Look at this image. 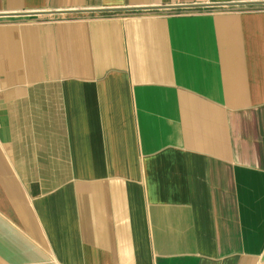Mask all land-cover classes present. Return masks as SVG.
Segmentation results:
<instances>
[{
	"label": "crops",
	"instance_id": "obj_1",
	"mask_svg": "<svg viewBox=\"0 0 264 264\" xmlns=\"http://www.w3.org/2000/svg\"><path fill=\"white\" fill-rule=\"evenodd\" d=\"M0 264H264V0H0Z\"/></svg>",
	"mask_w": 264,
	"mask_h": 264
}]
</instances>
